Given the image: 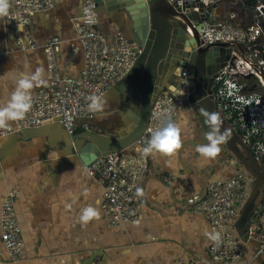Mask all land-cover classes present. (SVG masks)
I'll list each match as a JSON object with an SVG mask.
<instances>
[{
  "label": "crops",
  "instance_id": "1",
  "mask_svg": "<svg viewBox=\"0 0 264 264\" xmlns=\"http://www.w3.org/2000/svg\"><path fill=\"white\" fill-rule=\"evenodd\" d=\"M83 1L57 0L49 12L34 15L35 49H20L6 17H0V104L9 99L22 74L30 75L37 68L43 69L41 75L47 84L31 89L32 96L47 87L50 75L44 46L54 37L61 41L56 56L60 74L71 78L81 75L84 55L76 25ZM238 4L245 5L242 1L219 5L213 17L236 25H253L247 22L246 9ZM130 24L122 11L98 15V29L108 41L117 28L131 38ZM101 100V111L87 110L86 117L76 120L78 130L89 126L111 136L124 126L120 111L126 100L120 91L114 87ZM176 123L181 128L182 149L172 157L146 156L148 169L142 179L140 217L119 230L108 226L102 209L103 189L87 174L81 159L49 149L56 143V133L35 135L12 146L17 131L0 139V210L8 193H16L15 212L24 241L21 260L16 264H177L179 260L191 264L229 263L210 257L214 241L208 233L218 231L192 210L190 200L214 182L235 178L240 170L248 197L255 175L223 143L220 153L207 161L195 151L197 144L206 142L197 132L193 112L185 110ZM87 206L98 208L99 217L83 223L79 215ZM234 232L240 252L229 264H264L257 241L238 227Z\"/></svg>",
  "mask_w": 264,
  "mask_h": 264
},
{
  "label": "built area",
  "instance_id": "2",
  "mask_svg": "<svg viewBox=\"0 0 264 264\" xmlns=\"http://www.w3.org/2000/svg\"><path fill=\"white\" fill-rule=\"evenodd\" d=\"M56 1L8 0L9 12L6 19L20 49L36 48L32 19L38 13L49 12ZM169 1L173 5L178 3V0ZM220 1L219 5L242 0H181L179 7L183 10V3L216 4ZM254 1L258 5V18L264 22V0ZM98 15L94 0H84L76 25L77 39L84 55L81 75L71 78L60 74L56 56L61 41L59 37L50 39L44 46L50 82L46 88L32 96V108L23 120L13 121L11 127L0 129V139L19 130L53 123L62 124L71 133L76 120L87 115V105L90 102L88 98L96 95L102 99L132 69L143 53L141 43L127 38L118 28L113 39L108 41L98 29ZM18 24L22 25L19 29ZM263 34L261 24L236 25L229 20L215 19L213 13L209 18L202 19L198 32L202 47L219 44L232 47V58H238L244 68L248 66L245 69L264 88ZM260 44L261 47L258 48ZM245 46L251 50L243 51L242 47ZM191 80L192 69L185 64L181 77L157 96L143 135L127 150L109 154L85 165L87 174L103 189V215L110 228L119 230L139 219L143 206L141 185L148 163L147 157L138 149L147 144L151 134L166 120L176 123L186 110L183 92L191 85ZM217 81L220 85L213 93V101L230 130L250 149L261 171L263 181L260 202L244 233L249 239L257 241L259 253L264 255V95L247 91L243 83L237 78L228 77L224 70ZM87 128L89 126L85 129ZM246 187V179L240 170L235 178L226 182H214L203 194L190 200L192 210L206 218L220 235L219 241H214L209 250L210 257L215 261L231 262L240 252V247L235 245L234 231L238 227L242 207L249 197ZM15 203L16 193L11 191L0 210V238L4 247L0 251V264L18 263L24 248ZM177 264L191 263L179 260Z\"/></svg>",
  "mask_w": 264,
  "mask_h": 264
},
{
  "label": "water",
  "instance_id": "3",
  "mask_svg": "<svg viewBox=\"0 0 264 264\" xmlns=\"http://www.w3.org/2000/svg\"><path fill=\"white\" fill-rule=\"evenodd\" d=\"M94 2L99 13L124 12L131 22L130 39L135 40L136 37L143 47V53L132 69L115 86L126 100L120 111L124 126L113 135L107 136L92 127L78 130L76 125L70 133L62 124L53 123L17 131L10 146L22 139L53 132L57 135L56 143L51 144L49 149L61 150L67 155L79 157L85 165L109 154L127 150L147 128L157 96L181 77L186 55L196 56L191 85L184 90L183 98L186 110L194 113L197 132L204 139V133L208 131L202 109L208 113H217L220 131L226 130L224 117L213 101V86L220 73L228 67L233 49L226 44L202 47L198 36L202 19L209 18L222 1L216 4L183 3L185 12L179 7L181 0L174 5L169 0ZM223 144L241 160L247 171L255 175L252 192L242 207L238 220V228L246 231L248 222L260 202L263 181L261 171L250 149L236 133L229 134L227 130Z\"/></svg>",
  "mask_w": 264,
  "mask_h": 264
},
{
  "label": "clouds",
  "instance_id": "4",
  "mask_svg": "<svg viewBox=\"0 0 264 264\" xmlns=\"http://www.w3.org/2000/svg\"><path fill=\"white\" fill-rule=\"evenodd\" d=\"M8 12V0H0V17H6ZM17 27L19 29L22 25L18 24ZM42 71V68H37L30 75L22 74L16 81L9 99L4 104H0V129L11 127L10 122L23 120L26 113L32 108L31 89L47 84V81L42 78ZM88 99L90 101L87 105L89 112H99L103 109L104 104L100 97L91 95ZM201 111L206 117L204 122L208 126V131L204 133L206 143L197 144L195 151L207 161L215 158L220 153V145L225 142L227 130L220 131V121L217 113H208L203 109ZM182 147L181 128L177 123L166 120L159 129L151 134L147 144L138 150L145 156L158 154L161 157H172ZM98 217V208L92 206L85 207L79 215V219L83 223ZM208 236L213 241H219L220 239L219 233L215 231L208 233Z\"/></svg>",
  "mask_w": 264,
  "mask_h": 264
},
{
  "label": "rangeland",
  "instance_id": "5",
  "mask_svg": "<svg viewBox=\"0 0 264 264\" xmlns=\"http://www.w3.org/2000/svg\"><path fill=\"white\" fill-rule=\"evenodd\" d=\"M237 7L241 8V9L245 8L246 11L248 12V18H247L248 24H252V23L261 24V27L264 28V22L261 21L259 18H257V11H256L255 7L247 6L246 4L243 6L241 4H238ZM263 36H264V34H263ZM135 40H137L136 37H135ZM195 59H196L195 55H191V56L186 55L184 57V65L188 64L189 68L192 69L193 65L195 63ZM226 75H228V77L237 78L240 83L244 84L247 91H255L261 95H264L263 86H261V84H259L256 81L254 76L249 74V71L246 70L242 66V64L240 63V60L238 58L234 57L230 60V63L228 64V69L226 70ZM225 128H226V130H228V133L231 134V130L228 127V123L226 121H225Z\"/></svg>",
  "mask_w": 264,
  "mask_h": 264
},
{
  "label": "trees",
  "instance_id": "6",
  "mask_svg": "<svg viewBox=\"0 0 264 264\" xmlns=\"http://www.w3.org/2000/svg\"><path fill=\"white\" fill-rule=\"evenodd\" d=\"M242 2L244 4H246L247 6H251V7H255L257 9L258 5L257 3L254 1V0H242ZM261 47V44L258 45V48ZM243 51L247 52L249 50H251L249 47L245 46V47H242ZM253 50V49H252Z\"/></svg>",
  "mask_w": 264,
  "mask_h": 264
},
{
  "label": "flooded vegetation",
  "instance_id": "7",
  "mask_svg": "<svg viewBox=\"0 0 264 264\" xmlns=\"http://www.w3.org/2000/svg\"><path fill=\"white\" fill-rule=\"evenodd\" d=\"M230 63V61L228 62V64ZM227 69V68H226ZM219 85H220V82H218L217 80H216V82L214 83V86H213V90H214V92L217 90V88L219 87ZM231 133H234V132H232L231 131Z\"/></svg>",
  "mask_w": 264,
  "mask_h": 264
},
{
  "label": "bare ground",
  "instance_id": "8",
  "mask_svg": "<svg viewBox=\"0 0 264 264\" xmlns=\"http://www.w3.org/2000/svg\"><path fill=\"white\" fill-rule=\"evenodd\" d=\"M246 67L248 68V66H245V68H246Z\"/></svg>",
  "mask_w": 264,
  "mask_h": 264
}]
</instances>
